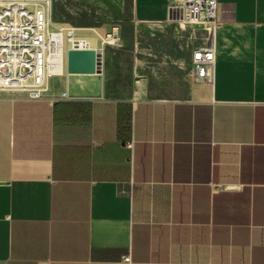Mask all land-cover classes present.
Segmentation results:
<instances>
[{"label":"crops","instance_id":"crops-1","mask_svg":"<svg viewBox=\"0 0 264 264\" xmlns=\"http://www.w3.org/2000/svg\"><path fill=\"white\" fill-rule=\"evenodd\" d=\"M217 1L214 76L187 98L148 86L186 85L159 37L71 96H0V264H264V0ZM134 79L142 99L108 95Z\"/></svg>","mask_w":264,"mask_h":264},{"label":"built area","instance_id":"built-area-1","mask_svg":"<svg viewBox=\"0 0 264 264\" xmlns=\"http://www.w3.org/2000/svg\"><path fill=\"white\" fill-rule=\"evenodd\" d=\"M55 1L0 0V96L41 99L46 96L47 85L64 75L65 35L59 24L66 22L54 18ZM176 6L182 20L202 26L204 31L202 43L192 53L189 76L194 82H211L216 32L221 25L219 2L182 0ZM117 35L116 28L108 33L107 45H118ZM193 38H197L196 32L190 35V40ZM73 45L72 49L87 48L76 41Z\"/></svg>","mask_w":264,"mask_h":264},{"label":"rangeland","instance_id":"rangeland-1","mask_svg":"<svg viewBox=\"0 0 264 264\" xmlns=\"http://www.w3.org/2000/svg\"><path fill=\"white\" fill-rule=\"evenodd\" d=\"M134 11V0H56L54 2V18L60 22H67L77 27H94L97 28L103 35L99 36L101 42L106 39L108 33H112L116 28L118 33V45H107L101 58L104 63V70L107 62L108 52L128 48L136 52L144 51V47L149 42L162 39V48H165L169 53L178 57L181 60L182 66V79L186 85H174L172 89H165L163 85H148L149 87L155 86L159 89L160 94H171L178 98H187L190 96V87L194 83L190 76L189 62L193 50L201 43V37L204 35L202 26L192 25L183 20V25H180L181 15L177 6H173L169 17L158 24L156 21L139 22ZM177 19V20H176ZM196 32L197 38L190 40V35ZM138 38V40L136 39ZM127 38H134L135 40L127 42ZM148 40V41H147ZM150 40V41H151ZM192 42V43H191ZM154 44H156L154 42ZM155 50H159V46H155ZM130 67V66H129ZM98 82H102L105 73L99 74H77L56 78L49 83V88L45 92L46 95H54L55 97L63 98L62 87L64 81H68L71 85L77 82H86L93 78ZM131 82L123 85H105L109 96L116 98H131L142 99L146 96L147 85H132ZM76 88L78 85H74ZM71 85V91L74 87ZM48 87V85H47ZM195 87V85H194ZM58 90V91H57ZM61 90V91H59ZM194 98L198 94L193 91Z\"/></svg>","mask_w":264,"mask_h":264},{"label":"bare ground","instance_id":"bare-ground-1","mask_svg":"<svg viewBox=\"0 0 264 264\" xmlns=\"http://www.w3.org/2000/svg\"><path fill=\"white\" fill-rule=\"evenodd\" d=\"M181 24L183 25L182 19L180 20V25ZM59 25L64 30V35H65V54H64L65 69H64V75H67L68 77L71 75H77V73H69V71H68V51L70 49H72V47H74L73 41L80 42V43H82L83 47L93 49L97 53L100 52L103 54L105 49H106V44H107L108 40L104 39V41L101 42L99 40V36H102L103 34L97 28H94V27H77V26H73L67 22L66 23H60ZM102 54H99V55L102 56ZM94 74H99V73H94ZM64 75H62L61 77H63ZM47 88H49V85ZM61 89H62V95L63 96H66V97L69 95L71 96V94H70L71 85L67 80L64 81V85ZM59 91H61V90H59Z\"/></svg>","mask_w":264,"mask_h":264},{"label":"water","instance_id":"water-1","mask_svg":"<svg viewBox=\"0 0 264 264\" xmlns=\"http://www.w3.org/2000/svg\"><path fill=\"white\" fill-rule=\"evenodd\" d=\"M68 71L77 74L102 73L103 61L93 49H71L68 52Z\"/></svg>","mask_w":264,"mask_h":264},{"label":"trees","instance_id":"trees-1","mask_svg":"<svg viewBox=\"0 0 264 264\" xmlns=\"http://www.w3.org/2000/svg\"><path fill=\"white\" fill-rule=\"evenodd\" d=\"M132 115L127 110L120 108L119 112V132L121 135H130Z\"/></svg>","mask_w":264,"mask_h":264}]
</instances>
